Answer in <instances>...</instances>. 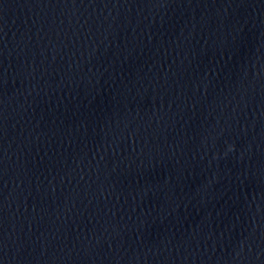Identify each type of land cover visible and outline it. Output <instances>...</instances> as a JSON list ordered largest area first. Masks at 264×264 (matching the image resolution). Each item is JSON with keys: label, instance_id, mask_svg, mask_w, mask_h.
I'll list each match as a JSON object with an SVG mask.
<instances>
[{"label": "water", "instance_id": "obj_1", "mask_svg": "<svg viewBox=\"0 0 264 264\" xmlns=\"http://www.w3.org/2000/svg\"><path fill=\"white\" fill-rule=\"evenodd\" d=\"M0 264H264V0H0Z\"/></svg>", "mask_w": 264, "mask_h": 264}]
</instances>
